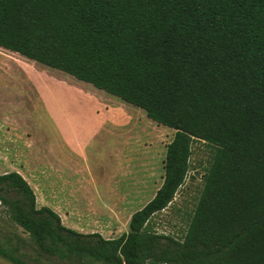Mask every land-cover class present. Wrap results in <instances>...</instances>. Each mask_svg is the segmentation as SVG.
<instances>
[{"label":"trees","instance_id":"trees-1","mask_svg":"<svg viewBox=\"0 0 264 264\" xmlns=\"http://www.w3.org/2000/svg\"><path fill=\"white\" fill-rule=\"evenodd\" d=\"M0 49L174 131L160 188L118 238L66 228L0 175L4 214L46 264H264V0H0ZM195 141L216 152L194 213L181 239L158 234ZM8 244L1 258L31 264Z\"/></svg>","mask_w":264,"mask_h":264},{"label":"rangeland","instance_id":"rangeland-1","mask_svg":"<svg viewBox=\"0 0 264 264\" xmlns=\"http://www.w3.org/2000/svg\"><path fill=\"white\" fill-rule=\"evenodd\" d=\"M173 137L142 110L0 49V175L20 174L37 208H50L66 228L106 239L127 233L131 215L162 184ZM215 152L204 142L192 143L186 179L172 203L150 220L152 231L185 235ZM0 241L18 244L17 254L31 264L48 262L1 206ZM0 264L11 263L0 257Z\"/></svg>","mask_w":264,"mask_h":264}]
</instances>
